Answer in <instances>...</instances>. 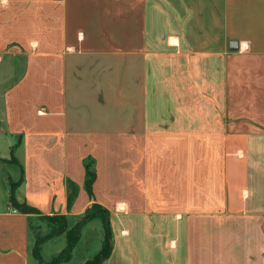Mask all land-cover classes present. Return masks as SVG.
I'll use <instances>...</instances> for the list:
<instances>
[{"label":"crops","instance_id":"1","mask_svg":"<svg viewBox=\"0 0 264 264\" xmlns=\"http://www.w3.org/2000/svg\"><path fill=\"white\" fill-rule=\"evenodd\" d=\"M0 95V264L93 204L103 264H264V0H0Z\"/></svg>","mask_w":264,"mask_h":264},{"label":"rangeland","instance_id":"2","mask_svg":"<svg viewBox=\"0 0 264 264\" xmlns=\"http://www.w3.org/2000/svg\"><path fill=\"white\" fill-rule=\"evenodd\" d=\"M106 8L110 10L111 8L114 9L116 7L110 6L109 8ZM107 18V25L111 24V28L116 26L117 23L114 20V15L112 13H110ZM107 31L109 33L111 32L109 30ZM5 76L6 77L4 79L6 82L14 77L12 74V68L11 70H6ZM1 111L2 97L0 95V114ZM15 150L13 153L16 157ZM5 170L8 174L9 170L7 168ZM94 216L95 217L92 219L91 214L71 218L67 216H65V218H61V216H58L55 219L52 218V216H46L44 214L35 215L31 222V232L36 244L37 242L45 244L44 254L46 259L43 258V264H53L52 259L55 258L56 254H61V252L66 248L69 237L79 233L80 239L82 238V246L78 247L76 251L74 249L71 250L70 254L63 255L64 258L60 264H85L88 259L94 257L99 249H101V247H99V237L103 236V239L106 237V229L103 226V222L106 221V214L98 212ZM72 233L75 234L73 235ZM30 264H40V262L36 258L32 257Z\"/></svg>","mask_w":264,"mask_h":264},{"label":"trees","instance_id":"3","mask_svg":"<svg viewBox=\"0 0 264 264\" xmlns=\"http://www.w3.org/2000/svg\"><path fill=\"white\" fill-rule=\"evenodd\" d=\"M15 148L16 146L11 151V157L8 159L9 162L15 161V160L17 161V158L15 157L13 153ZM7 179H8L10 188H11V203L15 207V209L20 210L21 212H24V213H29V214L39 213V211L36 208L30 206L26 202L21 203L17 200L16 189L20 183L13 182L10 176L7 177ZM94 179H95L94 171H92L89 167H87L86 185H87L89 192L92 189V184L94 182ZM98 212H102L106 214V218H105L106 221L103 222L104 228L106 229V237H104V241H103L101 249L94 255V257L88 259L85 262V264H103L108 259V257L110 256L112 252V231H111L110 222H109V212L103 207H101L100 205L93 204L90 208H88V210L85 212L84 215L91 214L92 216L91 219H92L95 217L94 215ZM46 216H52V218H55V219L58 216H61V218H65V216L63 215H46ZM72 234L74 235L75 233H72ZM79 240H80V233L75 234L74 236H70L66 248L61 252V254L56 255L55 258L52 259L53 264H60L61 261H63V258H64L63 255L70 254L71 250H73L77 246ZM40 246H41V243L37 242L34 248V255L37 258V260H39L40 264H43L44 259L41 256Z\"/></svg>","mask_w":264,"mask_h":264},{"label":"water","instance_id":"4","mask_svg":"<svg viewBox=\"0 0 264 264\" xmlns=\"http://www.w3.org/2000/svg\"><path fill=\"white\" fill-rule=\"evenodd\" d=\"M235 49H239V45H237V46L235 47Z\"/></svg>","mask_w":264,"mask_h":264}]
</instances>
